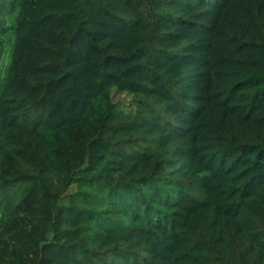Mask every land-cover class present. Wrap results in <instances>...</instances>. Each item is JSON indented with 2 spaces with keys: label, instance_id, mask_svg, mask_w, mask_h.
<instances>
[{
  "label": "trees",
  "instance_id": "1",
  "mask_svg": "<svg viewBox=\"0 0 264 264\" xmlns=\"http://www.w3.org/2000/svg\"><path fill=\"white\" fill-rule=\"evenodd\" d=\"M0 70V264H264V0H0Z\"/></svg>",
  "mask_w": 264,
  "mask_h": 264
},
{
  "label": "rangeland",
  "instance_id": "2",
  "mask_svg": "<svg viewBox=\"0 0 264 264\" xmlns=\"http://www.w3.org/2000/svg\"><path fill=\"white\" fill-rule=\"evenodd\" d=\"M5 53H8L7 47L5 48ZM3 71L0 70V76L2 75ZM113 98L121 99L120 101L126 102L129 100V97L125 93H113Z\"/></svg>",
  "mask_w": 264,
  "mask_h": 264
}]
</instances>
